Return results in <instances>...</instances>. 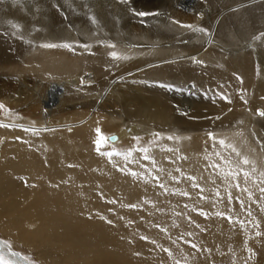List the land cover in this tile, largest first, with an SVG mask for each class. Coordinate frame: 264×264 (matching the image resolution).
<instances>
[{"label":"bare ground","instance_id":"bare-ground-1","mask_svg":"<svg viewBox=\"0 0 264 264\" xmlns=\"http://www.w3.org/2000/svg\"><path fill=\"white\" fill-rule=\"evenodd\" d=\"M5 1L0 0V230L4 234L38 251L43 261L51 260L53 264H176L172 252L175 244L171 242L175 243L174 240L167 242L159 237L156 242L162 244L161 248L149 254L145 247L152 249L154 240L143 242L139 235L131 236L127 226L114 227L128 224L139 228L133 224L136 215L143 222L138 224L141 228L154 225L159 234L166 235L168 229L160 220L150 223L156 207L151 205L147 190L158 201L169 195L166 207L173 205L170 209L179 213L184 210L186 192L189 207L200 208L208 203L215 208L217 194L222 193L219 189L227 185L216 180L221 161L248 179L241 187L236 185L233 197L248 200V190L264 189L261 181L247 178L237 157L229 155L236 145L240 155L254 163L264 180V152L256 143L263 140L256 134L259 139L255 141L249 133L264 130V69L260 68L258 79L251 68L255 58L264 67V38L252 39L257 30L264 28V0H242L228 9L223 5L226 0H188L190 6L184 5L187 0H172L155 17L148 16L152 8L143 7L141 0H105L101 3H117L114 8L122 14L109 16L102 9L100 16L97 9L93 10L92 18L96 21L79 28L80 34L90 39V46H71L69 55L66 50L57 49L61 46H32L22 52L21 44L8 35L5 27L9 25L14 33L29 32L31 36V25H38L41 29L32 37L47 42L59 38L78 40V34L71 29L59 32L57 28L62 25L61 18L85 13L81 1L63 0L59 6L66 5L65 16L55 8L59 0ZM24 22L27 26L22 25ZM204 26L211 32L201 29ZM109 27L119 29V33L111 35ZM163 27L175 33H166V37L160 32ZM124 30L132 35V41L158 35L163 36L161 41L179 40V35L186 37L181 41L185 43L178 46H134L128 39L120 45L117 39ZM198 32L206 36L200 37ZM102 37L105 41L113 40V44L91 46ZM216 37L235 44L250 40L251 51L236 61L239 58L217 46ZM197 43L201 45L196 46ZM96 49L108 52L111 67L122 73L109 80H104L108 70L97 68L90 72L87 67L89 71L82 73L81 66H88ZM169 92L174 107L166 103L170 101ZM52 99L56 100L51 102ZM239 117L243 124L231 130ZM216 125L229 130L220 136L230 148L227 154H218L223 140H217L218 134L212 132ZM105 128L117 131L112 133L120 134L122 143L155 144L102 154L98 137ZM128 129L130 134L126 133ZM179 129L194 132L193 142L186 144L180 138L182 134L176 138L175 131ZM199 130L208 132L200 136L196 132ZM39 141L51 151L46 153ZM181 167L183 175L179 176L177 171ZM119 175L129 177L143 210L133 207V200L128 199L125 188L118 183ZM201 180L206 181L204 192ZM158 181L161 189L156 187ZM207 198H211L210 203ZM87 210L97 212L87 216ZM106 220L115 225H106ZM46 224L56 227H41ZM81 226L87 231H81ZM81 235L84 237L80 238ZM128 239L133 244L128 245ZM0 248L14 264H32L1 239ZM90 249L93 261L86 255ZM184 250L186 254L188 250ZM82 251L88 262L73 256ZM186 261L183 257L179 264Z\"/></svg>","mask_w":264,"mask_h":264},{"label":"rangeland","instance_id":"rangeland-1","mask_svg":"<svg viewBox=\"0 0 264 264\" xmlns=\"http://www.w3.org/2000/svg\"><path fill=\"white\" fill-rule=\"evenodd\" d=\"M62 1L63 0H59V4L57 6L55 5V8L58 9V11L62 15L65 16V12H64L65 9L64 8H66V5H64V6L61 5L62 8H60V6H59L61 3H63ZM79 1L82 2L81 10L82 11L85 10V13L82 12V13H80L81 14L80 16H77L75 18L68 17L66 15L67 18H65V19H64V17L61 18L62 16L59 14V16L62 20V25H60L57 28V31L61 32V31H65L66 28H69V29H71L73 34H76V33L78 34L79 39L83 38V40L86 42H83V40L80 41L79 39L74 40V39H65V38H59V39L52 40L53 42H47L46 40L43 41L38 36L32 37V35L39 33L41 27L38 25L37 26L31 25V28H30V29H32V32H31L32 35L31 36H30L29 32H28V34L14 33L13 28H11L9 25H7L5 27V24H4L5 30L7 33H9L8 35L11 38L18 40L19 44H21V46H22V52H25L29 47H32V46H40V48H45V47H49V46H61L57 49L66 50V52L69 55L72 51L71 46H90L89 45L90 39H88L84 35L80 34L79 28L82 25H85L86 23L92 24V21H96L92 18L93 17V10L97 9L99 12L100 10L103 9V12L106 11L109 16L110 15H116V14L120 16L122 14V13H120V10H116L114 8V6L117 4L115 2H109V3L106 2L105 4L104 3L102 4L101 2H103L105 0H79ZM141 1L145 3L143 5V7L148 6V8H152L150 13L148 12V14H150L148 16H153V17L157 16V14L160 15L159 12L165 10L168 7V5L170 6L172 4V0H141ZM227 1H229V0H226L225 1L226 4H223V5H225V9L236 6L237 3L240 4L239 2H242V0H236L234 3L232 1H229V2H227ZM244 1H246V0H244ZM56 2H58V0H56ZM87 2L90 3L89 6L87 5ZM97 2H98V5L96 4ZM6 3H8V0L5 1V4ZM196 3L198 5L201 4L200 2H196ZM184 5L190 6L189 1L187 0L186 4H184ZM156 6H159V7H156ZM112 7L114 9H111ZM82 8H84V9H82ZM68 11L70 12L72 10L70 8H68ZM74 13L76 15L78 12H76L74 9ZM153 13H154V15H153ZM89 16L91 17V19H88ZM100 16H101V13H100ZM64 20H65V23H64ZM22 25L27 26V23L24 22ZM100 28L102 30L101 34L103 35V26H100ZM139 29L142 32L144 31V30H142V28H139ZM201 29L206 30L207 33L211 32V29L209 27L204 26V27H201ZM163 30H168V31H163ZM196 30L199 31V28H197ZM107 31L111 35L117 34L116 32L119 33V29H117V31H116V29H114L112 27H109L107 29ZM122 32H123L122 35L120 34L119 38L117 39V40H119V44L121 43L120 45L125 44V42L128 39L129 42L135 43L134 46H142V45L144 46L145 43L146 44L149 43L150 45L152 44L153 46H178L180 43H185V42H181V41L183 38L186 37V35H179L181 37H176V38H180L179 40L166 38V39H164V41L163 40L161 41L160 39L163 36L158 35V36H152V38L149 37V39H147V40L144 37H141L140 40L135 39V41H132V35L130 33H127V31H125V30ZM160 32L163 33L164 36L168 37V35L166 33H175V30L163 27V29H160ZM181 32L183 33V29L181 30ZM143 33H145V32H143ZM202 35L204 36L205 34H203V32H198V36L203 37ZM261 37L264 38V28L257 30L253 34L252 39L253 38L254 39H260ZM155 38H157V39H155ZM104 39H106V38H104ZM102 40H103V37L101 38L100 42H96V43L92 44L91 46H99V45L100 46H109V44H113L112 43L113 40L112 41L111 40H109V41L103 40L102 41ZM235 43L236 42H233V41L231 43L223 41L221 38H217V42H216L217 46H219L220 48H221V46H223L225 48V50L227 51V53L232 54L235 58H239V59H235L236 61H238L240 59H243L247 52L251 51V48L249 46H251L252 42L249 40V41H243L241 44H235ZM200 45H201L200 43L196 44V46H200ZM242 46H248V49L243 50ZM263 48H264V46H263ZM218 50H220V49H218ZM178 51H180V50H178ZM252 52H254L253 49H252ZM107 54H108V52H104V51L101 52L100 49H96L95 54L93 56H91V59L90 60L87 59L90 62L88 64V66L82 65L80 71H82V73L85 71L84 73H86L89 71V69L87 68V67H89L90 72H94L97 68H100L103 72H105V70L109 71V75H107L106 76L107 78L105 77L104 80L105 79L106 80L107 79L108 80L113 79V77H116V75L122 73V71H120L119 68L114 69L111 67V65H110L111 62H110ZM252 67L254 68L256 78L259 79L261 76V69L260 68L264 69V67L262 66V64H261V66H260V64H258V60L256 58L254 59L253 65H251V68ZM101 70H98V71L100 72ZM165 92H167V91H165ZM168 95L170 96V101H166V103L168 105H172L174 107V100L172 97V93L169 92ZM54 100H56V99H52L51 102H54ZM246 102H247V104H249V98H247ZM72 110L73 109H71L69 111H72ZM259 112L260 111H258L257 113H259ZM242 120L243 119H241L239 117V121H237L236 123H233L231 125L230 129L233 130L234 129L233 127H236L237 125H242L243 124ZM113 130L114 129H110V128L106 129L105 128L99 135L101 138L98 137V143L100 146L99 149H100L102 154L103 153L104 154L122 153L123 151H125L127 149H130V148H136L137 149L140 146L149 148V146L155 144V141L146 142V143H144L143 141L134 142V143L128 142V141H127V143H122V141H119V143L118 142L117 143L108 142L106 140V135L109 133H112V132H117V131H113ZM228 131H229L228 129H225L224 127H222L220 125H216L215 131L214 130L212 131L215 134H218L217 135L218 137H216L217 140H219V141L223 140V143L221 141L222 147H220V148L218 147V151H219L218 154H220V155H221V153L227 154L228 153L227 150L230 149V148L227 149V146H228L227 143L224 141L223 138L220 137L221 134L225 135ZM189 132L190 131H185V130L183 131V130L179 129V130L175 131V133H176L175 136L177 138V137H180L182 134L183 137H180V138L185 140L186 144H188V143L190 144L191 142H193L192 138H193L194 132H192L191 134ZM196 132L197 133L200 132V136H201V134H203L204 132L207 133L208 131L207 130H204V131L199 130ZM249 133L251 134V136L253 137V139L255 141H257L256 139H259L256 136V134H259L262 137L261 139L263 141H261L260 144H259V142H256V143H257V145L261 146V148L264 152V130L262 133H258V131H256V132L249 131ZM149 134H151V133H149ZM144 136L146 139H147V137H149V135L148 136L144 135ZM225 138L228 139L227 137H225ZM186 139H188L189 141H187ZM38 144L46 153H49L51 151L50 147L46 146V144L43 141H39ZM214 148H215L214 150L217 151L216 146H214ZM222 148H225V149L222 150ZM232 148L233 149H231V151L228 150L229 155L232 156L233 158L237 157L239 163L242 164L241 169L243 170V172H247V178L250 177V179L252 178L253 180L257 179L258 183H260V181H261L262 184L260 186H263V188H264V180L262 179V177H260L261 174L259 172H257L258 170H257V167L254 165V163L252 161H250L249 159H246V157L240 155L241 153L237 150L236 145H233ZM184 151L187 152L188 149H186ZM204 158L206 161H208V159L206 157H204ZM221 163L223 165L222 164H219L220 166L217 165V175H216L217 178H216V180L217 181L222 180L221 182H224L227 185H225L219 189L220 192H222V193L217 194V195H219V201L216 203L215 208H213L211 205H209L207 203L208 205L205 204L200 208H196L193 206L192 207L193 209H192L187 204L188 203V196H184V195H188L186 192V193H183L184 194L183 199L186 200V202H184L185 204L183 205L184 208L182 206L180 207V208H183L184 210H182V212L179 213V212H176L174 210L172 211L170 209L172 207H175L173 205H169L170 207L169 206L166 207L165 204H167L168 200L170 199L169 195H166L167 197L162 198L158 201V199H156L157 197H154L152 192L147 190L151 194V197H150L151 205L153 207H156V209H154V211H152L151 216H152L153 220L150 223L155 222L156 220H160L161 224L164 225V227H166L168 229L167 230L168 232L166 233L165 236H163L162 234H159L157 227H155L154 225H151L149 228H141L140 225H138V224H142L143 222L140 220L139 216L136 218V215H135V217H133V224H134V226L139 227L137 229H134L133 226L128 225V224H122V225L117 226V225H115V223H113L114 221L110 222L108 220H106V225L109 226V224L110 225L114 224L115 228H120V229L124 226H127V231L130 233L131 236L139 235V237L141 239H143V242H144V240H148V239L154 240L155 244L152 247V249H148L144 246L146 252L149 254H151L152 251H157V249L161 248L162 244L160 242L159 243L156 242V239H158L159 237L162 238L163 240L165 239L167 242H168V240H174L175 243H173V241H171V242H172V245L175 244V248L173 249L175 251H172V250L171 251L174 253L173 255L176 256L175 257L176 264H177V262L179 264L183 257H186V259H188V261H186L185 264H264V189H260V190L254 189L253 192L250 190L251 193L248 190L247 191L248 195H246V198L248 200L242 199L239 196L233 197L232 190L237 189L236 185L244 184L247 182L246 180H248V179H246V177L245 178L242 177L241 172L239 170L235 171L234 167L232 168V170H233L232 171L230 168H228V166L227 167L225 166L227 163H224L223 161H221ZM105 171L107 172V169H105ZM185 172L187 173L188 171H185ZM177 175H179V176L183 175V168H182V170L177 171ZM157 180H155V181H157ZM226 180H228L229 182H227ZM103 181L105 183L106 180H103ZM230 182H232V183H230ZM118 183L121 187L125 188V190L124 189L123 190L126 193V195L128 196V199L133 200L132 201L133 207H135V208L137 207V209L139 208L138 210H143L144 206H142L143 204H138V200H137L138 198L136 197L137 191L132 190L133 186L129 183V177H126L125 175H119L118 176ZM201 184H203L201 188H202V192H204L205 186H206V181L203 180L201 182ZM156 185H157L156 187H158V189H161L160 188V187H162L161 182L158 181L156 183ZM134 187L138 188V186H134ZM239 187H241V185ZM215 188H217V187H215ZM215 188H213V189H215ZM164 192H167V191L164 190ZM166 194H168V192ZM169 194L171 195L172 192H170ZM200 197L203 198L202 193L200 194ZM206 201H209V203H210L211 198H207ZM139 206H141L142 208ZM96 210H92V211L87 210L88 215L87 214L86 215L89 216V212L90 213L92 212V215H94V213L97 212ZM174 221H176V222L174 223ZM247 223H250V224L247 226L246 225ZM102 226L103 225H101L98 229L100 230ZM41 227H44L47 230H52L56 226L46 224V225L41 226ZM63 228H65V226L61 227L62 232H64V230H65ZM153 228H156V229L154 230ZM80 230L81 231H87V228L84 226H81ZM244 231H247V232L245 233ZM177 232H180L179 234L181 236L179 235V238L177 237L178 235H176ZM76 234L79 235L80 233L78 231H76ZM81 237H84V236L81 235L80 238ZM0 239L2 241L6 242V244H8L10 247H12L15 251L21 253V255H23V257H25L32 264H47L48 263V262L43 261L39 257L38 251H35L33 249H29L23 243H18L17 241L12 239L10 236L4 234L1 230H0ZM177 239H179V240H177ZM176 241H178V242H176ZM252 241L255 242V244H252ZM167 242H166V244H167ZM131 243L133 244L131 239H128L127 244L129 245ZM181 244H182V247L180 246ZM94 245L95 244L92 243V246H94ZM180 247H181V249H180ZM131 248L133 249L132 246H131ZM135 248L138 249V246H135ZM184 249L188 250V252L186 254L184 252L185 251ZM198 250H199V252H198ZM200 250H201V252H200ZM86 252H87L86 255L88 256V259L93 261L92 249L87 250ZM191 254H194V255H192V256H194V258L191 257ZM184 255H186V256H184ZM195 255H197V256H195ZM206 255L209 257V259L206 257ZM73 256L75 258L76 257H78V258L82 257V259L84 258L83 260L88 262V260L85 256V252L79 253V254L74 253ZM210 256H212V257H210ZM197 257H199V258L197 259ZM194 260H196V261H194ZM48 261L50 262L48 264L54 263L51 260H48ZM0 264H14L12 262V260L6 255V253L4 251H2L1 248H0Z\"/></svg>","mask_w":264,"mask_h":264},{"label":"water","instance_id":"water-1","mask_svg":"<svg viewBox=\"0 0 264 264\" xmlns=\"http://www.w3.org/2000/svg\"><path fill=\"white\" fill-rule=\"evenodd\" d=\"M126 133L127 134H130L131 133V131H130V129H128L127 131H126ZM121 135L120 134H118V133H110V134H108L107 136H106V138H107V140L109 141V142H111V143H117L119 140H121Z\"/></svg>","mask_w":264,"mask_h":264}]
</instances>
